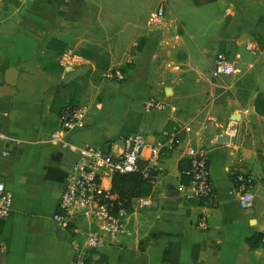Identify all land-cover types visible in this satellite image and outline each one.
<instances>
[{
    "label": "crops",
    "instance_id": "1",
    "mask_svg": "<svg viewBox=\"0 0 264 264\" xmlns=\"http://www.w3.org/2000/svg\"><path fill=\"white\" fill-rule=\"evenodd\" d=\"M70 2L0 0V181L13 192L11 210L0 215V264H68L82 240L52 219L76 154L50 134L90 62L69 47L72 27L61 12ZM159 2L168 16L154 23L160 37L146 33L113 97L92 105L65 138L116 155L124 137L139 133L152 144L180 127L184 138L207 139L214 198H183V142L160 157L150 191L156 205L132 199L123 231L95 252L107 264H264V246L247 241L264 234V99L256 102L264 93V0ZM52 39L66 44L61 54ZM48 53L60 68L43 64ZM216 57L231 61L235 72L213 73ZM149 97L163 109L146 112ZM231 119L233 138L224 134ZM238 171L252 176L248 209L237 205ZM102 183L109 189L111 179ZM199 213L208 218L205 231L195 227ZM88 225L80 219L83 229Z\"/></svg>",
    "mask_w": 264,
    "mask_h": 264
},
{
    "label": "built area",
    "instance_id": "2",
    "mask_svg": "<svg viewBox=\"0 0 264 264\" xmlns=\"http://www.w3.org/2000/svg\"><path fill=\"white\" fill-rule=\"evenodd\" d=\"M164 16V10L161 7L157 8L153 14V22L160 21ZM212 72L232 75L235 66L227 59L216 57L212 62ZM102 76L107 80L123 79L120 71L113 69L103 71ZM163 107V102L156 97H149L144 102L146 112L160 110ZM88 113L89 107L84 103L66 105L58 115V127L50 134L52 142L59 143L76 154L65 176L57 209L52 215L57 227L73 237H82L68 264H87L86 259L91 252H95L107 239L115 238L124 229L128 211L120 202L108 201L109 189L104 187L102 180L111 179L115 173L140 171L151 186H154L156 170L160 168V157L183 142L186 144L184 158L187 162V167L183 171L187 183L181 188L183 198L197 202L212 201L214 198V186L209 169L211 149L206 138L200 136L184 138L180 134V127H173L171 130L163 131L159 139L149 144L142 134L136 133L121 140V150L115 155L103 147L88 144L77 146L66 140V133L81 125ZM234 121L235 119H231L224 128V134L229 138L235 137L237 133ZM145 149H148L147 155L144 154ZM7 154V151H3L1 155ZM234 180L240 190L237 205L242 209L252 207L254 200L250 189L252 176L238 171L234 173ZM137 199V204L141 207L156 205L151 193ZM12 204L13 192L5 182L0 181V215H7ZM85 217L89 224L86 230L80 226V219ZM195 227L201 231L207 230L208 218L205 214L197 215Z\"/></svg>",
    "mask_w": 264,
    "mask_h": 264
},
{
    "label": "rangeland",
    "instance_id": "3",
    "mask_svg": "<svg viewBox=\"0 0 264 264\" xmlns=\"http://www.w3.org/2000/svg\"><path fill=\"white\" fill-rule=\"evenodd\" d=\"M68 5L67 12H61V16L72 27L69 47L72 53L90 61L88 71L76 76V92L69 104L84 103L90 109L92 105L113 97L116 85L126 79V71L135 49L148 39L146 33H151V38L160 37V34L154 33V23L158 21L153 22V14L160 7V2L71 0ZM49 63L51 68H56V65L57 68L61 67L55 61L54 53H48L43 58L44 65ZM107 69L120 71L123 79H105L102 73Z\"/></svg>",
    "mask_w": 264,
    "mask_h": 264
},
{
    "label": "trees",
    "instance_id": "4",
    "mask_svg": "<svg viewBox=\"0 0 264 264\" xmlns=\"http://www.w3.org/2000/svg\"><path fill=\"white\" fill-rule=\"evenodd\" d=\"M209 0H195L197 4ZM51 47L58 53L61 54L66 48V44L58 39H52ZM259 99H264V93L258 96L256 102ZM264 104V100L262 102ZM186 162V161H185ZM187 165V162H186ZM187 167V166H186ZM181 174V183H187V177ZM151 184L149 181L142 176L140 171H131L126 173H115L112 175L111 184L109 188L108 201L113 203L120 202L123 207L129 210L131 200L140 196H146L151 191ZM264 234L256 233L247 239L251 247H257L259 245L264 246ZM96 254L97 258L93 259V255ZM87 264H107L106 256L91 252L90 256L86 259Z\"/></svg>",
    "mask_w": 264,
    "mask_h": 264
},
{
    "label": "water",
    "instance_id": "5",
    "mask_svg": "<svg viewBox=\"0 0 264 264\" xmlns=\"http://www.w3.org/2000/svg\"><path fill=\"white\" fill-rule=\"evenodd\" d=\"M106 149V148H105ZM107 150V149H106Z\"/></svg>",
    "mask_w": 264,
    "mask_h": 264
}]
</instances>
